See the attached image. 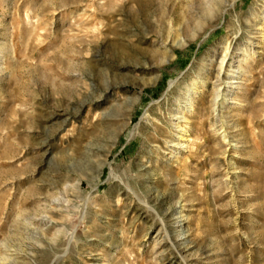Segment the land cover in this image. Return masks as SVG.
I'll return each instance as SVG.
<instances>
[{
  "label": "rangeland",
  "instance_id": "374dc122",
  "mask_svg": "<svg viewBox=\"0 0 264 264\" xmlns=\"http://www.w3.org/2000/svg\"><path fill=\"white\" fill-rule=\"evenodd\" d=\"M0 264H264V0H0Z\"/></svg>",
  "mask_w": 264,
  "mask_h": 264
},
{
  "label": "bare ground",
  "instance_id": "6f19581e",
  "mask_svg": "<svg viewBox=\"0 0 264 264\" xmlns=\"http://www.w3.org/2000/svg\"><path fill=\"white\" fill-rule=\"evenodd\" d=\"M245 58H248V56H246ZM226 59H222V61H221V63H220V69H225V64H226ZM240 62V61H239ZM243 62V61H242ZM236 63V62H235ZM231 67V69H240V67H238V66H235V64H232V66H230ZM242 69V68H241ZM235 72V71H234ZM236 73V72H235ZM239 74V73H238ZM236 79V78H235ZM232 80L233 81H231V82H229V84L231 85V86H234V85H236V84H238V82H236V81H234V78H232ZM229 88H231V87H229ZM232 88H234V87H232ZM235 88H237V87H235ZM197 91V90H196ZM217 92V91H216ZM215 92V93H216ZM227 95L228 94H224V96L225 97H227ZM190 97H191V94H188V96H187V100L189 99L190 100ZM218 97H219V95H218ZM230 98V97H229ZM188 100V101H189ZM187 101V102H188ZM133 102V101H132ZM216 103V102H215ZM225 105V104H224ZM105 113V112H104ZM106 114V113H105ZM105 116V115H104ZM177 119H178V117H177ZM179 123H181L180 121H179ZM181 139V141H183L182 143V145H183V147H184V144L188 141L187 140V138H185L184 136L183 137H181L180 138Z\"/></svg>",
  "mask_w": 264,
  "mask_h": 264
}]
</instances>
